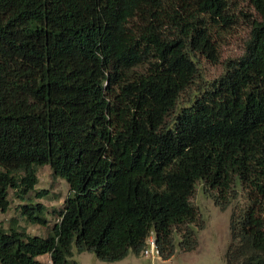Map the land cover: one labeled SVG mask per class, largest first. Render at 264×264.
Masks as SVG:
<instances>
[{"label":"trees","instance_id":"16d2710c","mask_svg":"<svg viewBox=\"0 0 264 264\" xmlns=\"http://www.w3.org/2000/svg\"><path fill=\"white\" fill-rule=\"evenodd\" d=\"M246 1L244 53L200 86L233 0H0V209L14 190L49 224L39 166L70 188L45 237L0 222V264H79L75 248L114 262L151 233L169 259L176 230L194 250L199 181L222 209L242 188L227 264H264V0Z\"/></svg>","mask_w":264,"mask_h":264},{"label":"rangeland","instance_id":"374dc122","mask_svg":"<svg viewBox=\"0 0 264 264\" xmlns=\"http://www.w3.org/2000/svg\"><path fill=\"white\" fill-rule=\"evenodd\" d=\"M233 10L237 14L236 22L229 31L222 33L220 41L221 61L218 64L209 62L206 58L200 57L201 78L198 81L200 86H204L210 81L220 77L225 71V62L229 59L240 57L244 53L245 42L249 38L250 28L248 17L243 13L247 12L250 16H255V10L246 0H233ZM193 91L190 89L183 94L180 103L188 100V96ZM38 189H47L49 194L43 198H35V192L32 196L36 202L44 203L48 210L46 215L49 219L47 226L41 224H31L21 216L19 205L22 202L16 197L14 190H11V205L8 211L3 212L0 209V222L4 227L9 228L12 224H18L19 227H25L30 235L47 236L57 221L56 215L52 211L63 207L66 198L70 194L68 182L63 178L53 176V170L50 165L39 166ZM204 182L199 181L196 186L195 194L192 197V203L199 211V218L192 224L197 233L198 246L191 251H184L181 248V236L176 230L174 235L175 253L169 259H163L159 254L145 255L144 252L137 255L133 250L122 260L109 262L101 260L92 251L79 252L74 249L72 259L79 264H227V251L232 243L231 236V217L235 207L244 206L246 197L242 188L239 186L238 196L234 198L231 204L222 209L216 204L215 198L210 196L204 189ZM215 194L214 191L210 192ZM17 219L18 222H14ZM184 228V227H182ZM43 262H51L49 254L39 257Z\"/></svg>","mask_w":264,"mask_h":264},{"label":"built area","instance_id":"2783aa9c","mask_svg":"<svg viewBox=\"0 0 264 264\" xmlns=\"http://www.w3.org/2000/svg\"><path fill=\"white\" fill-rule=\"evenodd\" d=\"M143 252L145 255H152V256L159 254V250H158L157 242H156V237H155L154 233H151V235L149 236V238L147 240L146 247L143 250Z\"/></svg>","mask_w":264,"mask_h":264}]
</instances>
